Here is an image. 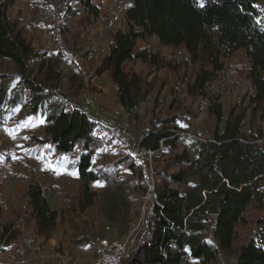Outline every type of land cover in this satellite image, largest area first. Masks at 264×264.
Returning a JSON list of instances; mask_svg holds the SVG:
<instances>
[{
  "label": "rangeland",
  "instance_id": "rangeland-1",
  "mask_svg": "<svg viewBox=\"0 0 264 264\" xmlns=\"http://www.w3.org/2000/svg\"><path fill=\"white\" fill-rule=\"evenodd\" d=\"M64 0H16L9 9L11 21L20 26L33 45L34 76L45 94L52 93L36 114L31 112L34 99L20 87L18 66L9 58L0 57V92L7 91L0 106V207L1 222H12L9 238L0 236V264H90L101 253L100 239H124L130 233L137 238L143 224L150 190L168 181V174L182 164H174L176 155L188 153L198 156V130L212 137L216 119L208 111L209 100L201 95H190L186 84L198 72L199 63H192L185 80H179L168 66L149 67L139 58L126 62L125 67L146 76L151 82L149 92L141 97L130 112L120 102L118 89L107 70L96 76L103 57L113 44V33L126 28L125 13L131 0H95L98 16L75 13L61 17ZM258 5L264 8V0ZM62 19V20H60ZM145 47L158 52L164 60L186 57L183 47L165 46L155 36L139 39L135 52ZM242 50L225 59L229 74L214 78L207 86L208 95L220 96L225 112L235 105L245 110L242 128L254 135L264 149V105L254 109L249 104L253 89L248 77L250 63ZM19 92V93H18ZM17 102L13 104L14 99ZM60 99L69 108H85L94 117L122 129V141L110 134L109 140L97 150L93 165H104L112 170L116 181L95 180L93 204L83 208L80 203L84 183L74 167L77 151L57 155L49 144L41 143L45 133V110ZM169 120L166 123L160 120ZM148 128L172 130L177 135L175 144L163 143L158 153L142 156L148 181L140 179L127 163L118 162L137 143V138ZM98 134L106 131L98 129ZM113 136V137H112ZM138 144V143H137ZM191 145L192 148H188ZM153 169V171H152ZM42 182L49 204L58 212L53 235L44 240L40 236L25 206L27 180ZM198 182L191 175L181 182H168L182 193ZM264 190V180L261 181ZM262 209L256 200L247 207L237 225L234 245L223 251L219 264H235L236 250L242 242L255 239L262 243L264 230L257 224ZM214 214L208 215L209 241L214 239ZM184 264H201L189 254Z\"/></svg>",
  "mask_w": 264,
  "mask_h": 264
},
{
  "label": "trees",
  "instance_id": "trees-1",
  "mask_svg": "<svg viewBox=\"0 0 264 264\" xmlns=\"http://www.w3.org/2000/svg\"><path fill=\"white\" fill-rule=\"evenodd\" d=\"M125 13L126 28L113 33V44L103 57L95 74L109 70L120 102L134 110L139 99L150 90L146 76L129 71L127 61L139 58L149 67L168 66L177 76L180 86L192 63L200 68L187 82L190 95H201L209 100L208 111L215 116L212 139L199 146L198 156L191 159L188 153L176 155L174 164L182 166L168 174L167 182H160L155 191L150 190L143 224L137 234L130 256L121 264H184L187 254L201 264H219L222 252L234 245L237 225L242 221L249 204L256 200L262 209L257 224L264 230V149L254 135H247L241 124L245 110L231 106L225 112L220 96L208 95L207 86L216 77L225 78L229 69L225 59L238 49L246 48L250 63L248 77L253 94L249 104L254 109L264 105V8L259 0H131ZM16 0H0V57L12 60L18 66L20 87L34 99L31 112L40 111L45 94L37 83L32 63L33 45L20 26L11 21L9 9ZM61 17L75 13L98 16L95 0H64ZM201 4L203 6H201ZM62 20V19H60ZM155 36L165 46L183 47L186 57L171 61L161 58L149 48L135 52L139 39ZM19 93V92H18ZM6 90L0 92V106ZM17 102L14 99L13 104ZM163 123L169 120H160ZM106 131L99 135L98 129ZM148 128L137 143L147 151L159 150L161 143L175 144L177 135L172 130ZM122 129L94 117L80 106L69 108L59 98L45 110V136L43 144L53 147L57 155L77 152L74 167L84 183L80 203L87 208L94 202L96 191L91 182L116 181L113 171L104 165H93V156L113 134L126 141ZM113 137V136H112ZM118 162H126L140 179L148 181L145 164L140 154L132 149ZM195 175L198 182L182 193L168 182H181ZM25 206L37 233L47 240L55 230L58 212L49 204L40 182L28 179ZM224 196L220 214L215 216L214 241L208 240V209L211 195ZM12 222H1L0 236L9 238ZM262 243L255 239L237 246L235 264H264V234Z\"/></svg>",
  "mask_w": 264,
  "mask_h": 264
},
{
  "label": "built area",
  "instance_id": "built-area-1",
  "mask_svg": "<svg viewBox=\"0 0 264 264\" xmlns=\"http://www.w3.org/2000/svg\"><path fill=\"white\" fill-rule=\"evenodd\" d=\"M211 139V136L208 133H205V131L202 129L198 130V132L196 133V140L199 146L207 141H210ZM131 145L132 148L134 150H137L140 155H149L150 157L164 148L163 142L161 143L160 149L155 151H147L145 147L139 146L136 142ZM188 148H192V146L189 145ZM96 156H99V154L95 153L93 158H96ZM135 244L136 236H134L133 233H130L124 239H111L107 237L102 238L100 239V256L97 260L91 262L90 264H121L124 259L130 256Z\"/></svg>",
  "mask_w": 264,
  "mask_h": 264
},
{
  "label": "water",
  "instance_id": "water-1",
  "mask_svg": "<svg viewBox=\"0 0 264 264\" xmlns=\"http://www.w3.org/2000/svg\"><path fill=\"white\" fill-rule=\"evenodd\" d=\"M127 111L128 112L131 111V106L127 107ZM211 197H212V203L209 206L208 213L209 214L211 213L217 216L220 214V205L225 200V197L215 195V194H212Z\"/></svg>",
  "mask_w": 264,
  "mask_h": 264
},
{
  "label": "crops",
  "instance_id": "crops-1",
  "mask_svg": "<svg viewBox=\"0 0 264 264\" xmlns=\"http://www.w3.org/2000/svg\"><path fill=\"white\" fill-rule=\"evenodd\" d=\"M238 50H242L243 52V54H245L246 55V48L245 47H242V48H240V49H238ZM237 50V51H238ZM251 83V82H250ZM30 179L32 180V181H34V182H40V181H38L37 179H33V178H31L30 177ZM41 184H42V182H40ZM47 197V196H46ZM49 239V238H48Z\"/></svg>",
  "mask_w": 264,
  "mask_h": 264
},
{
  "label": "snow or ice",
  "instance_id": "snow-or-ice-1",
  "mask_svg": "<svg viewBox=\"0 0 264 264\" xmlns=\"http://www.w3.org/2000/svg\"><path fill=\"white\" fill-rule=\"evenodd\" d=\"M201 6H203V5L201 4Z\"/></svg>",
  "mask_w": 264,
  "mask_h": 264
}]
</instances>
